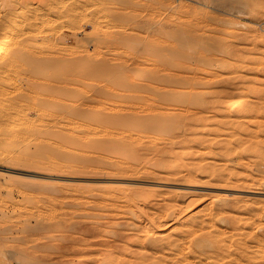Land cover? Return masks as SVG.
<instances>
[{
  "label": "rangeland",
  "instance_id": "obj_1",
  "mask_svg": "<svg viewBox=\"0 0 264 264\" xmlns=\"http://www.w3.org/2000/svg\"><path fill=\"white\" fill-rule=\"evenodd\" d=\"M1 18L21 48L0 112L62 100L91 126L78 149L0 116V264H264V0H0ZM154 113L173 160L148 171L133 118Z\"/></svg>",
  "mask_w": 264,
  "mask_h": 264
},
{
  "label": "bare ground",
  "instance_id": "obj_2",
  "mask_svg": "<svg viewBox=\"0 0 264 264\" xmlns=\"http://www.w3.org/2000/svg\"><path fill=\"white\" fill-rule=\"evenodd\" d=\"M44 1V0H43ZM7 2V1H6ZM41 2V1H40ZM23 3V2H22ZM2 4V3H1ZM8 4V3H7ZM20 5V4H19ZM16 6H17V4H16ZM24 6H25V4H24ZM25 7H27L26 8V11H27V9H29L28 7H30L29 5H28V2H27V6H25ZM22 9H24V8H22ZM31 9V8H30ZM24 11H25V9H24ZM31 10H28V12H30ZM27 12V13H28ZM25 13V12H24ZM31 13V12H30ZM42 13V12H41ZM26 14V13H25ZM27 15V14H26ZM36 15V14H35ZM35 17V16H34ZM31 18H32V15H31ZM27 19H29L30 20V17H28ZM36 19H37V16H36ZM4 20V19H3ZM2 20V18H1V22L3 21ZM27 21L28 20H26V22L25 23H27ZM42 21V20H41ZM29 22L30 21H28V25H29V27H30V25L31 24H29ZM45 22V21H44ZM44 22H41V23H44ZM11 23H12V21H11ZM34 23H36V22H34ZM34 23H32V25H31V27L33 26V24ZM2 24V28H0L1 30H0V55H1V53H2V51H4V49H5V47L8 45V44H10L11 46H12V48H10V49H12L13 50V52H12V54H14V53H18V51H19V47L21 48V46H20V43H21V39H20V37L19 36H17V34L18 33H16L15 35L14 34H12V32H11V30L9 29L11 26H10V22L8 23H1ZM17 24H18V22H17ZM37 24V23H36ZM24 26H25V24H24ZM14 27V26H13ZM28 28V27H27ZM18 29H20V30H22L21 28H18ZM27 30V29H26ZM16 31V30H15ZM38 31V30H37ZM48 31V30H47ZM23 32V31H22ZM39 34H40V31H39ZM19 35V34H18ZM21 36H22V34H21ZM23 39V38H22ZM121 40V39H120ZM138 43V42H137ZM136 44V43H135ZM123 46V45H122ZM23 48V47H22ZM24 49V48H23ZM21 50V49H20ZM206 50H208L207 48H206ZM17 51V52H16ZM182 51V52H181ZM184 51H186V50H184L183 48H182V50H180V54H181V56H185V54L183 55V52ZM195 51V50H194ZM202 51V50H201ZM188 52H190L189 50H188ZM204 52V51H203ZM202 52V55L203 56H197V58H196V60H197V62H198V60L199 61H201V60H206L207 58H208V56L207 57H205L206 59H204V55H205V53H207L206 51H205V53H203ZM191 53V55L193 56V54H192V52H190ZM208 53H210L209 52V50H208ZM178 54H179V52H178ZM179 54V55H180ZM201 54V53H200ZM189 54L188 53H186V56H187V58H189V56H188ZM190 55V56H191ZM13 56V55H12ZM1 57V56H0ZM6 57H8V56H6ZM6 57H4V58H0V70L1 71H3L4 69H6V70H4L3 71V74H4V72H6L7 71V69H9V67H16L17 65H18V60L16 59V57H15V59H12L11 61H9ZM9 57H11V56H9ZM8 57V58H9ZM6 58V59H5ZM18 58V57H17ZM181 58V57H180ZM191 58V57H190ZM186 59V58H185ZM192 59V58H191ZM195 59V58H194ZM189 60V59H188ZM209 60V59H208ZM47 61V60H46ZM193 61V60H192ZM202 62V61H201ZM99 63V62H98ZM122 65V64H121ZM100 66V65H99ZM16 68H18V67H16ZM99 68V67H98ZM20 69V68H19ZM112 69V68H111ZM97 70V69H96ZM102 73L104 72V71H107V68L106 67H103V65L102 66H100V69H99ZM12 71V70H11ZM98 71V70H97ZM109 71V70H108ZM9 72V71H8ZM16 72H17V70H16ZM16 72H14V73H16ZM19 72V71H18ZM99 72V71H98ZM134 78L135 79H131V81H130V83L131 84H134L135 85V83L137 84L138 82H139V80L140 79H138V78H142V77H144L145 75H146V73H147V68L145 67V66H141V67H139V68H137V69H135L134 71ZM10 73V72H9ZM112 74V73H111ZM157 74V73H156ZM100 75V74H99ZM8 76H9V74H8ZM12 76V75H11ZM105 76V75H104ZM131 77H128V79H130ZM2 79V78H1ZM125 80V81H127V78L126 77H124L123 76V78H122V80ZM178 79V78H177ZM9 81V80H8ZM122 82V81H121ZM128 82V81H127ZM177 82H178V80H177ZM9 83V82H8ZM129 83V82H128ZM140 83V82H139ZM175 84V83H174ZM49 85V84H48ZM3 86V85H2ZM15 87V86H14ZM17 87V86H16ZM132 87V86H131ZM136 87L140 90H147V89H150L146 84H137V86L135 85V89H136ZM19 89V88H18ZM20 89H21V87H20ZM46 89V88H45ZM6 90V89H5ZM26 91V90H25ZM3 92V91H2ZM0 95H1V91H0ZM64 95H65V93H64ZM218 95V94H217ZM170 96V95H169ZM61 97V96H60ZM166 97V96H165ZM53 98V97H52ZM63 98H65V97H63ZM4 99V98H3ZM2 100V99H1ZM0 100V101H1ZM55 100H57V99H55ZM14 101V100H13ZM63 102L62 100H59L58 102H56V103H54L55 104V106L54 107H51V105H50V108L48 107L47 108V106H46V108L44 109L43 107V110H42V108H41V112L39 113V115H36V118L39 116L40 118H37L38 120L36 121L35 119V122L33 121V119L31 120L29 117H28V115H27V113H25L24 114V110H23V114H21V113H16L15 112V110L17 111L18 109H16L15 107H13V108H15L14 109V111H13V109H12V113L10 112V111H5V109L3 110V108L1 109V111H2V113H1V115L0 116H2V118L3 117H5L7 120H9V121H7V123L9 124V130H10V133H12V135H13V133H16V134H18V135H20V133H24L23 135L26 137V134H28V133H30V134H34L35 132H37V133H35V135L36 134H39V137L38 136H36V137H38L39 139H41L42 141L43 140H46V139H48V138H51L52 139V137L54 138V136H55V138L58 136V138L60 139V141H62V143L64 142V144H65V142L67 143V145L69 144V143H71L72 144V142H74V145H75V142H78V141H76V140H78V137H75L74 138V135H75V133H74V135H73V132H75V131H81L82 129H84V127L86 128L88 125H87V121H85L84 119H82V120H80L79 118H78V116H80V114L81 113H78L77 111H76V114L75 113H71V109H68V107H67V105L66 104H64V103H59V102ZM243 101H244V95H243V93H241V92H239V93H235V94H232V95H229L228 97H226V99H225V103H224V108H225V110H224V108H223V112L225 111H228V109L229 108H235V107H238V106H240L242 103H243ZM3 102H4V100H3ZM25 102H26V100H25ZM66 103V102H65ZM117 103V102H116ZM6 104V103H5ZM56 104H57V106H56ZM58 104H60L59 106L60 107H58ZM46 105V104H45ZM22 106L24 107V105L22 104ZM2 107H3V103H2ZM26 108V107H25ZM37 108V107H36ZM10 109V110H11ZM9 110V109H8ZM20 110H22V108L20 109ZM19 110V111H20ZM37 110H39V108L37 109ZM117 110V108L115 109V111ZM133 110V109H132ZM136 110V109H135ZM143 110V109H142ZM152 110H153V108H152ZM138 111H139V109H138ZM138 111H137V113H138ZM15 112V114H13ZM22 112V111H21ZM27 112V111H26ZM100 113V112H99ZM107 113V112H106ZM120 113V112H119ZM38 114V113H37ZM78 114V115H77ZM86 114V113H85ZM84 114V115H85ZM104 114V113H103ZM117 118H119L118 117V110H117ZM123 114H125V113H123ZM155 114V113H154ZM154 114L152 115L151 114V116H150V114H149V116L148 115H146V117H145V115L143 116V114H138L137 115V117H136V115L135 114H133L136 118H133V119H136L135 120V122L137 123L136 125L138 126V129H137V126L135 125V123H134V125L136 126V133H135V136H134V142L138 145L137 146V148H138V150H143L144 151V149L146 150L145 152H143V156L142 155H140V158H149L147 161H146V167H145V169H147L148 171H151V169L152 168H155V167H158V168H163L164 166H166L169 162H171L172 160H173V158H171V156L170 155H167V156H164L163 155V153H162V151H165L166 150V148L167 147H170L169 145H162V146H160V144H158V142L160 141V140H162L163 139V134H165V132H166V130H168L169 128H171V125H170V123H172L173 121L171 120V122H170V120L168 121V123H167V120L165 119V117H168V116H164V115H162V116H164L163 118H162V116H160V118L158 117V115H156L155 114V116H154ZM105 115V114H104ZM88 116V115H87ZM122 116V115H121ZM126 116V115H125ZM81 117H82V115H81ZM89 117V116H88ZM130 117H132V116H130ZM158 117V118H157ZM5 118L4 119H2L1 120V117H0V121H3V122H6L5 121ZM85 118V117H84ZM97 118H98V116H97ZM96 118V119H97ZM100 118H102V116L100 117ZM108 118H109V116H108ZM169 118V117H168ZM90 119V118H89ZM103 119V118H102ZM115 119V118H114ZM121 119V118H120ZM123 119V118H122ZM125 119V118H124ZM123 119V120H124ZM132 118H130L129 119V122L130 121H133L134 122V120H133ZM96 121V120H95ZM107 121V120H106ZM15 122L16 123H18L20 126H21V128L19 127V129H17L16 128V124H15ZM100 122V121H99ZM125 122H126V120H125ZM128 122V118H127V122L126 123H129ZM2 123V122H1ZM103 123V122H102ZM101 123V124H102ZM104 123H106V122H104ZM109 123V122H108ZM89 124V123H88ZM130 124V123H129ZM174 124H176L175 122L173 123V126H174ZM87 125V126H86ZM90 125V124H89ZM108 125V124H107ZM132 125V124H131ZM8 126V125H7ZM91 126V125H90ZM90 126L88 127V128H90ZM170 126V127H169ZM131 127H133V125L131 126ZM92 128V127H91ZM96 127H94V129H95ZM117 128V127H116ZM126 128V127H125ZM1 129V128H0ZM97 129H98V127H97ZM96 129V130H97ZM132 129V128H131ZM95 130V131H96ZM98 130H100L101 131V134H102V136L103 135H105V137L106 136H108L109 134L110 135H112V133L115 131L114 129H110L109 127H104L103 126V128H102V126H101V129H100V126H99V129ZM97 130V131H98ZM171 130V129H170ZM99 131V132H100ZM122 131V130H121ZM116 132V131H115ZM123 133V135H125V133L127 134V132H128V129H125L124 131H122ZM130 132V131H129ZM86 133V132H85ZM84 133V134H85ZM119 133V132H118ZM172 133V132H171ZM130 134H131V132H130ZM166 134H167V132H166ZM14 136H15V134H14ZM22 136V135H21ZM29 136V135H28ZM31 136V135H30ZM77 136V135H76ZM126 136V135H125ZM167 136H168V134H167ZM4 137V136H3ZM16 137V136H15ZM130 137V136H129ZM166 137V136H165ZM28 138H30V137H28ZM27 138V139H28ZM37 138V139H38ZM82 138V137H81ZM90 138V137H89ZM89 138H87V139H89ZM93 138V137H92ZM92 138H91V143H94V145L96 146L97 144H98V142L100 141V140H102L103 139V137L102 138H100L98 141H97V138H93V139H96L95 140V142L92 140ZM48 140H50V139H48ZM47 140V141H48ZM54 140V139H53ZM170 140V139H169ZM15 141V140H14ZM59 141V142H60ZM87 141L88 140H86V143H87ZM55 142V141H54ZM53 142V144H55ZM88 142H90V141H88ZM119 142V141H118ZM174 142V141H173ZM39 144H40V142H38ZM42 143V142H41ZM58 143V142H57ZM97 143V144H96ZM101 143H103L102 141H100V146H99V148H101ZM170 144V143H169ZM57 145V144H56ZM77 145V148H78V145H79V143L78 144H76ZM75 145V146H76ZM88 145H89V143H88ZM171 145V144H170ZM173 145V144H172ZM60 146V145H59ZM65 146V145H64ZM69 146V145H68ZM118 146H119V144H118ZM45 147H46V145H45ZM70 147V146H69ZM171 147H173V146H171ZM65 148V147H64ZM63 148V149H64ZM75 148V147H74ZM76 148V149H77ZM86 148V147H85ZM98 148V145H97V149H99ZM164 148H165V150H164ZM68 149V148H67ZM75 149V150H76ZM78 149H80V148H78ZM118 149H120V148H118ZM58 150V149H57ZM154 150H155V152H154ZM157 150V151H156ZM45 152V151H44ZM53 152V151H52ZM58 152V151H57ZM69 152V151H68ZM77 152V151H76ZM119 152V151H118ZM83 153H84V151H83ZM123 153V152H122ZM122 153H120L121 154V156L122 157H125V153L122 155ZM67 154V153H66ZM133 154V153H132ZM156 156H155V155ZM35 155V154H34ZM47 155V154H46ZM45 155V156H46ZM51 155H53V154H51ZM74 155V154H73ZM98 155V154H97ZM56 156V155H55ZM139 156V155H138ZM48 157V156H47ZM74 157V156H73ZM176 157V156H175ZM41 158V157H40ZM58 158H60V156L58 157ZM156 158H158V159H156ZM108 159H109V157H108ZM80 160H81V158H80ZM145 160V159H144ZM126 161V160H125ZM1 163V162H0ZM177 163V162H176ZM62 164H63V162H62ZM70 164V163H69ZM2 165V164H1ZM64 165V164H63ZM8 166V165H7ZM62 166V165H61ZM161 166V167H160ZM98 168V167H97ZM157 168V169H158ZM58 169V168H57ZM138 169H139V167H138ZM144 168H142V170H143ZM170 169V168H169ZM141 170V169H140ZM36 171V170H35ZM133 171H135V170H133ZM158 172V171H157ZM172 173L171 174H173V173H177V172H179V171H171ZM162 173V172H161ZM187 173V172H186ZM189 174L191 175V173L189 172ZM195 174V173H194ZM88 176V175H87ZM108 176V175H107ZM187 176H188V174H187ZM125 177V176H124ZM186 180V179H185ZM103 183V182H102ZM109 183V182H108ZM90 184V183H89ZM117 184V183H116ZM124 192V191H123ZM102 193V192H101ZM129 197V196H128ZM131 200H133V199H131ZM90 203V202H89ZM165 213V212H164ZM225 213V212H224ZM161 218V217H160ZM252 218V217H251ZM206 228V227H205ZM239 230V229H238ZM232 232V231H231ZM223 234V233H222ZM234 236V235H233ZM245 237V236H244ZM256 238V237H255ZM260 238V237H259ZM245 241H246V239H245Z\"/></svg>",
  "mask_w": 264,
  "mask_h": 264
}]
</instances>
